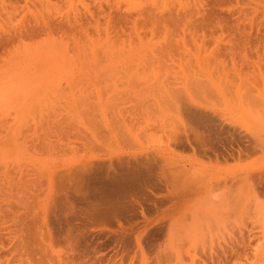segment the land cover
Wrapping results in <instances>:
<instances>
[{"label":"rangeland","instance_id":"obj_1","mask_svg":"<svg viewBox=\"0 0 264 264\" xmlns=\"http://www.w3.org/2000/svg\"><path fill=\"white\" fill-rule=\"evenodd\" d=\"M0 264H264V0H0Z\"/></svg>","mask_w":264,"mask_h":264},{"label":"bare ground","instance_id":"obj_2","mask_svg":"<svg viewBox=\"0 0 264 264\" xmlns=\"http://www.w3.org/2000/svg\"><path fill=\"white\" fill-rule=\"evenodd\" d=\"M160 16V15H159ZM158 16V17H159ZM157 17V16H156ZM158 17L156 18V19H158ZM162 17V16H161ZM160 17V18H161ZM179 17V16H178ZM155 18V17H154ZM158 19V20H161V19ZM177 18V17H176ZM175 18V19H176ZM181 19V18H180ZM172 19H170V21H171ZM177 20V19H176ZM155 21H157V20H155ZM158 22V21H157ZM181 22V21H180ZM202 76V75H201ZM201 81V80H200ZM199 82V81H198ZM196 84V83H195ZM201 84V83H200ZM192 87H194V86H192ZM204 87H206V85H205V83H204ZM196 88H197V86H196ZM209 89V88H208ZM195 90V88L193 89V91ZM203 90H204V88H203ZM202 90V91H203ZM198 91V90H197ZM205 91V90H204ZM215 92V91H214ZM219 92V91H218ZM181 93V92H180ZM205 93H207V92H205ZM213 93V92H212ZM210 94V93H209ZM177 95H178V93H177ZM202 95V94H201ZM176 97V96H175ZM189 97V96H188ZM179 98V97H178ZM178 98L176 99L178 102V104L179 105H177L175 102V108H174V106H173V108L176 110V117H177V122L175 121V120H173V122H176V123H178V127H177V131L175 130V132L171 135V137L170 138H168L169 140V142H171L172 143V145H176L177 147L178 146H180V148H184L185 146H187V144H190V145H188V146H192L191 144L193 143L194 145H196V146H198V145H200L201 147H202V145L203 144H206L207 143V141H209V139H208V137H210V136H208V135H206V133H205V131L206 130H208V131H214V130H212L213 128H215L216 127V123L215 122H217L216 120H215V118H218L219 117V114L218 115H216V117H215V111L213 112H211L210 114L211 115H209L208 114V109L207 108H205L204 106H202V105H200V104H197L196 102L194 103V102H189V101H191V100H194V99H192L191 97H190V99L191 100H187V102H189L188 104L185 102L186 100L185 99H183L184 101H182L181 103H179L182 99L180 98L179 100H178ZM196 99V98H195ZM244 99V98H243ZM246 99V98H245ZM175 100V101H176ZM201 101V100H200ZM235 101H236V99H235ZM244 101V100H243ZM184 102V103H183ZM216 102V101H215ZM174 103H172L173 105H174ZM170 104H171V102H170ZM206 104V103H205ZM209 106V105H208ZM246 106V105H245ZM207 107V106H206ZM172 108V110H173V112H174V109ZM171 109V108H170ZM211 110V109H210ZM209 110V111H210ZM215 110V109H214ZM217 112V111H216ZM218 116V117H217ZM225 116V115H224ZM221 118V122H223V123H225L226 125H233V123L232 122H234V120L233 121H231L230 119H228V118H224L223 117V115L220 117ZM219 119V118H218ZM193 123V124H196L197 125V127H196V129H194V128H192V127H190V125ZM224 124V125H225ZM189 125V126H188ZM220 126H221V124H220ZM218 127V126H217ZM233 127V126H232ZM205 129V131L203 130H199V129ZM219 128V127H218ZM217 128V129H218ZM241 128V127H240ZM216 129V132H214V133H217V135H218V132H220L221 131V128L219 129L220 131H218ZM223 130H225V129H222V131ZM207 131V132H208ZM209 133V132H208ZM211 134H212V132H210ZM216 136V135H215ZM198 144V145H197ZM193 145V146H194ZM201 147H197L198 149L199 148H201ZM260 147V146H259ZM261 148V147H260ZM259 148V149H260ZM197 149V150H198ZM132 159V160H131ZM135 161V154H131V157L129 158V155H127V159H121V160H119V162H113L114 164H116V163H118V168L120 167V165H122L123 166V169H125L126 171H125V173L127 172L128 173V175L126 174V176H128V178H129V180L128 181H126L125 180V178H126V176L124 177V173L123 174H119V175H121V176H119V175H117V173H116V166L115 165H113L112 163H110V164H108V166L106 167L107 168V170H106V172L104 171V174L106 173V176H113L114 178H116V181H115V183L113 184L114 186H112V185H109L110 187L112 186V188H114V189H116L117 188V191L118 192H123L124 190L123 189H125L126 188V184L127 183H131V184H134L133 182H135V181H138V180H136L139 176H138V172L139 171H141L140 169L138 170V171H136L138 168H141V166H142V164L141 163H139V164H141L140 166H138L137 164L138 163H136V165L134 164V161ZM133 161V162H132ZM139 161V160H138ZM141 161V160H140ZM146 163V162H145ZM145 166H147V164H144ZM106 165H104V167H105ZM151 167V166H150ZM122 168V167H121ZM121 168H119L118 170H120ZM149 168H147V170H148ZM145 170H146V168H145ZM135 171H136V173H138V174H135ZM117 172H119V171H117ZM120 172H121V170H120ZM142 172V171H141ZM147 172V171H146ZM163 172V171H162ZM148 173V172H147ZM162 174H164V173H162ZM139 175H141V173L139 174ZM165 176V175H164ZM130 178H131V180H130ZM165 178V177H164ZM133 181V182H132ZM176 181V180H175ZM165 182V181H164ZM175 183V182H174ZM112 184V183H111ZM176 184V183H175ZM108 185V184H107ZM130 186V185H129ZM126 193V192H125ZM128 193V192H127ZM86 201V200H85ZM97 200H93L92 199V201H90V200H87V207L88 208H90L91 210H97L99 207H101V203H106V204H108V206H105L104 208L106 209L107 207H111V206H113L112 204H109V203H111L109 200H106V201H100V202H96ZM99 201V200H98ZM66 203V202H65ZM68 203V202H67ZM66 203V204H67ZM71 205V204H70ZM85 205V206H86ZM67 207V206H66ZM72 207V206H71ZM119 207V206H118ZM89 209V210H90Z\"/></svg>","mask_w":264,"mask_h":264}]
</instances>
